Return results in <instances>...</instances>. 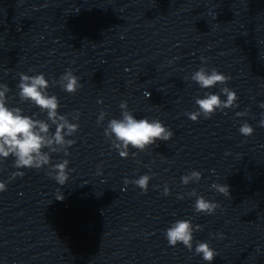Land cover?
<instances>
[{
  "label": "clouds",
  "instance_id": "1",
  "mask_svg": "<svg viewBox=\"0 0 264 264\" xmlns=\"http://www.w3.org/2000/svg\"><path fill=\"white\" fill-rule=\"evenodd\" d=\"M201 61L205 66L190 74L191 79L199 85L201 89H209L221 85L219 93L226 96V100H222L220 94L206 93L204 98L197 97L195 104L198 110L186 112L185 115L193 122H197L202 116L205 119L213 116L217 111L223 112L225 109L237 107V93L227 87V82L231 77L219 72L215 68L208 69L207 58L201 57ZM20 82L17 85L19 89L20 100L31 101L38 106L41 112H46L47 121L34 119L32 116L22 114L19 107H8L6 94L10 91L7 84L0 83V164L3 160L14 157V167L16 169L28 168L40 170L45 166H49L47 175L54 179L58 185L64 186L69 180V172L74 171L68 168L69 160L64 159L56 164H51L50 153L63 152L65 156L70 153L68 149L75 144V140L66 139L79 131V123H73L69 120L79 121V112L68 115L58 113L60 102L55 95H49L47 89L59 84L67 93L74 94L82 87L79 78L73 74L71 69H67L59 78L53 80L51 84L43 73L36 75H27L20 73ZM150 96V93H146ZM122 110L121 119H111L107 127L104 129L105 137L111 141V147L119 152L122 158L129 156L128 149L131 147L138 151H146L149 146L159 141H168L172 138L173 132L166 127L160 120H149L148 118L137 119L129 110L126 101L119 105ZM264 108V102L260 104ZM35 115V114H33ZM248 115V111L237 112V117ZM106 113L101 111L97 123L101 124L105 119ZM52 125H55V132H50ZM259 126L264 127V118L259 121ZM239 132L244 137L252 136L254 128L247 122L241 124ZM47 149V151H45ZM136 156L137 153H131ZM102 174V173H98ZM23 171H14L11 173L9 180L17 177H23ZM202 174L193 170L181 177V183L184 186L190 183H199ZM152 176L144 174L137 179L129 180L125 178V185L131 183L147 192L149 182ZM211 188L216 192L231 197L229 186L227 184L214 183ZM7 190V182L0 181V193ZM162 195H170V189L165 184ZM195 198L193 205L196 213L213 215L219 205L215 202L205 199L198 195L195 189L186 194ZM56 200H63L64 196L58 188L55 194ZM178 200L185 199V194H178ZM202 226L193 224L190 219L176 220L165 230V237L169 246L175 247L182 244L189 251H193V233L201 231ZM214 237L223 238V234H213ZM194 254L202 257L204 261L211 262L217 256L216 250L210 246L207 241H197Z\"/></svg>",
  "mask_w": 264,
  "mask_h": 264
}]
</instances>
